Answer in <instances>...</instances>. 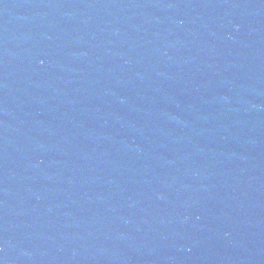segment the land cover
I'll return each instance as SVG.
<instances>
[{
    "label": "water",
    "instance_id": "95a60500",
    "mask_svg": "<svg viewBox=\"0 0 264 264\" xmlns=\"http://www.w3.org/2000/svg\"><path fill=\"white\" fill-rule=\"evenodd\" d=\"M264 233V0H0V264H235Z\"/></svg>",
    "mask_w": 264,
    "mask_h": 264
}]
</instances>
